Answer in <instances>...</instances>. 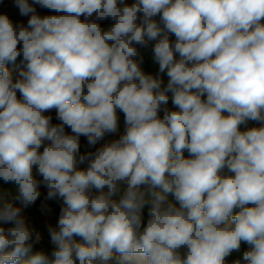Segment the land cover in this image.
Returning a JSON list of instances; mask_svg holds the SVG:
<instances>
[{
	"label": "clouds",
	"instance_id": "9594fccd",
	"mask_svg": "<svg viewBox=\"0 0 264 264\" xmlns=\"http://www.w3.org/2000/svg\"><path fill=\"white\" fill-rule=\"evenodd\" d=\"M15 2L31 16L0 15V264H228L242 243L231 264H264V0ZM153 41L166 85L141 67ZM118 112L124 133L81 154ZM41 185L62 201L50 254L21 214Z\"/></svg>",
	"mask_w": 264,
	"mask_h": 264
},
{
	"label": "trees",
	"instance_id": "16d2710c",
	"mask_svg": "<svg viewBox=\"0 0 264 264\" xmlns=\"http://www.w3.org/2000/svg\"><path fill=\"white\" fill-rule=\"evenodd\" d=\"M31 2V0H30ZM127 3H132L133 0H126ZM36 7V12L37 14L43 16V15H49L53 14L50 13L49 10L41 8L39 5H35ZM0 15H7L14 23L16 24H23L24 26H27V22L30 19L31 14L27 16H23L20 14V11L18 7L16 6V2H13L11 0H0ZM83 19V18H82ZM112 21L111 20H106L101 22V26L105 29L110 27ZM170 39L174 40V36H170ZM154 41L150 42L147 48H140V53L143 56V64L141 65L142 69L146 73H150L153 75H159L164 84L166 85L168 77L166 73H159V65L153 60V54H152V47L154 45ZM22 57H18L17 61L15 64H8L7 67L12 74L13 80L19 78V72L23 69V64L21 63ZM19 98V93L17 94ZM171 97V94H169ZM168 107L170 109L173 108V105L171 103V98L169 99ZM46 115H51L53 120L52 122L59 123V121L56 119V112L55 110H52L49 113H45ZM160 115L162 116L163 113L161 112ZM118 132L114 133L110 136H105L103 140L98 142L97 145L90 147L87 143L86 137H81L80 138V152L81 154H84L89 151H95L96 148L102 146L106 142H110L114 139H118L120 135L124 133L125 130V124H124V116L122 113L118 112ZM67 132H70V129L66 128ZM42 150V149H41ZM187 153H185V156L187 157ZM79 167H86V165H80ZM37 179H42L40 177H37ZM0 190L9 192L11 196L15 195V187L11 184H5L2 180H0ZM40 191V196L36 200V202L32 205H30L27 208H22V212L24 213L28 218H32V225L35 226L34 228H40L42 232L45 235V240L40 241V243L34 245V251L37 250H44L46 253L50 254L51 251L55 248V245L52 244L50 240V236L48 233V227L52 226L55 227L58 222L59 214H60V209L62 206V201L58 199H53V200H48L47 197V188L44 187L43 185L40 186L39 188ZM11 198V197H10ZM170 200H173L175 203V200L172 196H169ZM15 206H20L19 201H14ZM148 219V207L146 206L145 209L143 210V222L146 224ZM247 249V245L243 244L241 245V251L239 253H232L235 256H241L243 251Z\"/></svg>",
	"mask_w": 264,
	"mask_h": 264
},
{
	"label": "built area",
	"instance_id": "2783aa9c",
	"mask_svg": "<svg viewBox=\"0 0 264 264\" xmlns=\"http://www.w3.org/2000/svg\"><path fill=\"white\" fill-rule=\"evenodd\" d=\"M251 123V126L252 127H258L260 126L259 124H257L256 122H253V121H249ZM34 232H38L40 235H41V242L44 241L46 238H45V235L44 233L42 232V230L40 228H36L34 229ZM240 256H235L234 254H231V256H229L227 258L228 260V264H231L232 261H234L235 259L239 258Z\"/></svg>",
	"mask_w": 264,
	"mask_h": 264
},
{
	"label": "rangeland",
	"instance_id": "374dc122",
	"mask_svg": "<svg viewBox=\"0 0 264 264\" xmlns=\"http://www.w3.org/2000/svg\"><path fill=\"white\" fill-rule=\"evenodd\" d=\"M11 1L15 2V0H11ZM246 127H248V128L252 127V126H251V123L248 122V124H247ZM246 127L242 125V126H241V129H242V130H246ZM110 135H112V134H107V136H110ZM21 214L25 217L26 222H27V224L29 225V227L32 228V229L34 230V229H35V228H34L35 226L32 225V222H31V221H32V218H31V217L28 218L24 213H21ZM45 242H46V240H45Z\"/></svg>",
	"mask_w": 264,
	"mask_h": 264
}]
</instances>
